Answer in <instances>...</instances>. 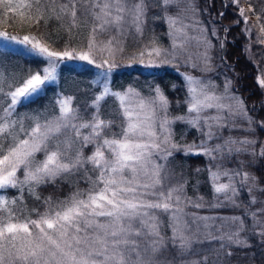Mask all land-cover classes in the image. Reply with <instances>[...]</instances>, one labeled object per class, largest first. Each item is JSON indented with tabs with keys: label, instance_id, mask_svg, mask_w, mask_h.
<instances>
[{
	"label": "snow or ice",
	"instance_id": "1",
	"mask_svg": "<svg viewBox=\"0 0 264 264\" xmlns=\"http://www.w3.org/2000/svg\"><path fill=\"white\" fill-rule=\"evenodd\" d=\"M181 2L159 0L157 5L164 13L162 18L169 26V34L174 37L177 34L186 36L185 29L190 26L184 23L185 16L180 13H168L169 7ZM55 4L56 0H0V5H4L8 12L20 10L22 19L36 25L44 20L45 13H49L48 19L66 17L68 27L65 30L69 34L81 26V17L85 26L90 18L86 50L78 52L67 47L62 51L50 50L35 36L24 35L21 39L0 31V37L19 40L48 58L43 75L39 71L29 73L8 91L0 84V190L14 188L20 193L11 200L0 194V264H161L157 257L169 242L181 256L200 255L193 249V244L198 242L201 234L206 239L221 242L220 249L215 250V258L203 255L199 259L182 260L181 264H219L221 251L245 243L240 239L244 220L237 216L186 213V202L193 203L196 208L203 207V204L194 203L184 195L183 183H167L166 164L157 161H167L174 151L181 150L182 146L174 141L171 130V125L177 121L201 131L207 128L203 133L207 140L216 136L214 129L226 127L225 122L236 117L251 126L253 120L243 100L227 95L230 82L225 83V95L219 96L209 91V85L197 77L186 75L188 114L170 117V102L159 85L150 87L148 96L131 85L123 91H113L105 73L102 90L94 95L89 105L94 111L88 120H83L80 109L73 107L72 96L57 98L55 103L59 114L43 121L39 115L13 118L18 105L38 94L46 82L54 79L58 60L78 58L95 63L96 55L106 53L107 58L101 60L100 67L106 65L107 72H111L117 66L116 53L124 51L123 42L118 37L124 34L126 27L134 28L142 35L149 7L147 0H65L58 8L54 7ZM181 11L194 10L189 5ZM44 23L47 24V20ZM113 29L116 35L101 39ZM260 32L264 34V25H261ZM260 42L264 43V40ZM176 47L174 42L173 48ZM145 53L150 65L170 63L168 57L174 55L155 40L133 59L139 58L140 63H145ZM202 59L204 70H210L207 51ZM257 83L264 89V75L257 77ZM109 97L114 98L115 114L121 121L118 125L115 119L102 116V102ZM226 100L232 102L225 103ZM208 109H215L216 114H205ZM261 126L264 127V122ZM113 127H118L119 131H112ZM82 129H88L87 133ZM256 144L254 139L229 137L214 148L201 141L199 145H184L183 151L187 154L198 150L197 154L216 159L213 153H223L226 149L228 154L247 153L264 158V145L257 151ZM88 146L92 151L85 156L84 149ZM40 152L44 158L38 160L36 154ZM86 166L91 167L94 179L88 175ZM80 171L89 183L86 191L77 190L55 205L48 198L45 201L48 207L43 213L37 212V219L18 221L12 206L18 200L23 201L25 188L35 195V188L39 185ZM18 173H22V179ZM209 175L214 192L224 194L233 203L237 194L236 177L240 178L241 185H250L249 193L257 186V178L248 171L217 166L216 171L209 170ZM222 176L228 178L227 183L219 182ZM260 191L264 192V189ZM257 202L253 196L251 203ZM258 213L264 214V208L251 213L255 223L261 225ZM161 214L167 215L170 237L162 234ZM192 222H195V231ZM213 231L219 235H213ZM259 234L264 235V229ZM226 255L232 253L229 251Z\"/></svg>",
	"mask_w": 264,
	"mask_h": 264
},
{
	"label": "trees",
	"instance_id": "2",
	"mask_svg": "<svg viewBox=\"0 0 264 264\" xmlns=\"http://www.w3.org/2000/svg\"><path fill=\"white\" fill-rule=\"evenodd\" d=\"M62 2L65 0H56L54 7L58 8ZM147 3L149 7L143 25V34L137 33L130 27L127 36L124 32L118 37L123 42L124 51L116 53L117 66L111 70L109 87L113 91H120L131 85L143 94L149 95V88L159 85L170 102L168 114L170 117H175L188 114L185 103L188 97V82L184 74L198 75L220 89L226 82H230L229 87L233 91V96L240 95L248 115L252 117L251 126L247 121L236 117L234 120H227L226 127L214 129L216 136L212 140H207L203 134L207 132V128L201 131L177 121L171 125V130L174 141L182 146L181 150L174 151L167 161L158 160L157 162L166 164L167 183H183L184 195L194 203L203 204V207L196 208L193 203L186 202L184 206L186 213H194L197 216H237L244 220V231L240 239L245 243L239 246L231 245L221 251L219 264H264V235L259 234L264 229V214H257V218L262 222L261 225H257L251 215L258 209L264 208V203H261L264 202V192L260 191L264 189V158L252 157L247 153L228 154L226 149L223 153L214 152L216 159L197 154L198 150L187 154L183 151L184 145L193 143L199 145L201 141H206L207 147L214 148L216 144H223L229 137L254 139L257 141L255 146L257 151L261 145H264V127L261 126V122H264V89L257 83V77L264 75V43L260 42L264 40V34L260 32L261 25H264V0H182L179 5L168 8V13L171 15L180 13L185 16L184 23L190 25L185 32L191 39L196 37L199 27L206 26L211 39L208 49L210 61L207 65L210 70H204L205 64H199L198 56H194L198 50L193 40L187 41L189 46L187 52L180 53L173 49L169 39V26L162 18L163 11L157 6L159 0H147ZM189 5L194 11L186 13L181 11ZM241 9H243V15ZM19 13L20 10L8 12L4 5H0V31H6L21 39L24 35L35 36L42 43L47 44L50 50L62 51L65 47L76 52L86 50L90 18L89 24L85 26L84 18L81 17V26L72 29L69 34L65 30L68 27L66 17L61 20L48 19L49 13H45L44 20H47V24L41 20L36 25L22 19ZM110 35H116L114 29L101 39H107ZM152 40L167 49L169 53L174 52V55L168 57L170 63L150 65L147 63V53L144 57L145 63H140L139 58L133 59L146 45H150ZM102 57L96 55L95 63L78 58L58 60L57 79L46 82V86L38 94L18 105L13 118H19L20 115H39L43 121L46 117L58 115L59 108L55 101L61 96L69 95L74 97L73 107L80 109L83 120L90 119L94 109L89 105L94 95L102 90L101 80L97 79ZM192 59L194 63L191 62ZM47 63L48 58L34 51L30 45L15 47L13 44L0 41V84L5 91L14 88L29 73L39 71L43 74ZM193 64L196 66L193 67ZM113 101L114 98L109 97L102 102L101 112L104 118L115 119L118 125L121 121L115 114ZM207 114L214 115L216 110L208 109ZM224 114L227 115V112L225 111ZM25 123L30 122L25 121ZM87 131L88 129H82L84 133ZM112 131H119V128L113 127ZM91 151V146L85 148V156L90 155ZM217 166L221 169L250 172L257 178L256 188L249 193L250 185H241L240 178L236 177L237 194L233 197L235 203L226 199L224 194L215 193L209 170L216 171ZM86 167L88 175L94 179L91 167ZM219 182L227 183L228 178L222 176ZM88 188L89 183L84 179L83 171L63 175L36 187L35 195L30 194L25 188L23 201L18 200L16 205L12 206V211L19 222L28 218L37 219V212L43 213L48 207L45 204L48 198H51L52 204L55 205L69 198L77 190L86 191ZM0 194L11 200L20 193L12 188L0 190ZM37 196L39 199L36 198ZM253 196L258 201L256 204L251 203ZM160 218L163 221L162 234L170 237L171 230L167 226V215L161 214ZM216 223H220L219 219ZM192 230L195 231V222H192ZM213 235H219V233L213 231ZM220 243L211 238L206 239L201 234L198 242L193 244V249L200 255L181 256L169 242L157 259L161 261V264L164 262L181 264L182 260L199 259L203 255H209L214 259L215 250L220 249ZM229 251L232 253L231 256L226 255Z\"/></svg>",
	"mask_w": 264,
	"mask_h": 264
},
{
	"label": "rangeland",
	"instance_id": "3",
	"mask_svg": "<svg viewBox=\"0 0 264 264\" xmlns=\"http://www.w3.org/2000/svg\"><path fill=\"white\" fill-rule=\"evenodd\" d=\"M191 24V23H190ZM198 31V33L196 34V37L195 38H193V39H191V37L190 36H188V35H183V34H177L175 37L173 36V35H170L169 34V39H170V41L172 42V47H173V43L175 42V44L177 45V47L175 48V50L177 51L178 50V52H187L188 51V49H189V46L187 45V41H190L189 39H191V40H193V43H195L196 45H197V52H195V55L194 56H198V62H199V64H201V65H203V64H205L204 63V61H203V59H202V55H203V53L205 52V51H207V54H208V56H209V58H210V54H209V52H208V49H209V47H210V45H211V39H210V37H209V35H208V33H207V28H206V26L205 25H202V27H199V29L197 30ZM204 31H205V33H204ZM130 32V27H126V30H125V36H127V34ZM226 32V31H225ZM224 32V33H225ZM257 36H259V34H257ZM183 40V41H182ZM263 40V39H262ZM0 41H2L3 43H8V44H13L15 47L16 46H24V44H22V43H20L19 42V40H15V41H13V40H7V39H5L4 37H0ZM184 41H185V43H184ZM180 45H183V47H180ZM174 49V48H173ZM191 52H194V51H191ZM171 54L172 53H174L173 51H171L170 52ZM102 57V56H101ZM104 57V58H103ZM102 58H101V60L102 59H105V58H107V54L105 53L104 54V56H103ZM100 60V61H101ZM209 61H210V59H209ZM208 61V62H209ZM191 62L192 63H194V60L192 59L191 60ZM45 67H48V63H47V65L45 66ZM56 69H57V62H56V68H55V77H54V79H52V80H50V81H54V80H56L57 79V71H56ZM105 73H107V81H109V79H110V73L111 72H107V66L105 65L104 67H99L98 68V77H97V79L99 78L100 80H101V83H102V85H103V83H104V80H105ZM43 75V74H42ZM186 75H191V76H194V77H197L198 79H200L204 84H206V85H209V91H212V92H214L216 95H219V96H223V95H225V86H223L222 87V89H220V87L219 88H217L216 87V85L215 84H213L212 82H209V81H207V80H203L200 76H198V75H192V74H184V77L186 76ZM214 86V87H213ZM126 89V88H125ZM120 91H123V90H120ZM143 94V93H142ZM143 95H145V96H148L147 94H143ZM227 95H229V96H233V91L231 90V88L229 87L228 88V92H227ZM65 96H69V95H65ZM235 97H237V96H235ZM237 98H239V99H241V97H240V95L237 97ZM225 103H230V102H232V101H228V100H226V101H224ZM205 114H207V110H206V112H205ZM215 115V114H214ZM40 154H43L42 152H40V153H37L36 154V159H38V160H41V159H43L44 158V156L42 157ZM18 175L20 176V177H22L23 178V175H22V173H18Z\"/></svg>",
	"mask_w": 264,
	"mask_h": 264
}]
</instances>
